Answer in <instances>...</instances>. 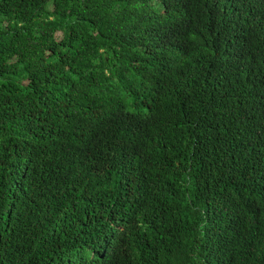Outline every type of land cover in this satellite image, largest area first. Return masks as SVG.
Listing matches in <instances>:
<instances>
[{"label": "trees", "instance_id": "1", "mask_svg": "<svg viewBox=\"0 0 264 264\" xmlns=\"http://www.w3.org/2000/svg\"><path fill=\"white\" fill-rule=\"evenodd\" d=\"M0 264H264V0H0Z\"/></svg>", "mask_w": 264, "mask_h": 264}]
</instances>
